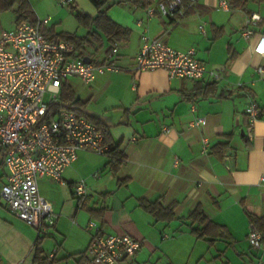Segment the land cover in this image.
<instances>
[{"label":"crops","instance_id":"1","mask_svg":"<svg viewBox=\"0 0 264 264\" xmlns=\"http://www.w3.org/2000/svg\"><path fill=\"white\" fill-rule=\"evenodd\" d=\"M29 1L36 18L48 20L42 29L51 36L87 37L90 30L80 24L76 11L91 17L98 13L92 0H75L66 7L59 0ZM220 1L198 0L182 19L150 18L147 8L131 3L111 7L109 17L132 31L128 41L120 42L122 70L103 74L92 85L76 77L67 83L87 102L86 111L110 126L126 161L115 171L108 155L82 150L65 171V184L39 180L40 194L59 215L42 236L0 198V264H40L38 245L46 264H90L91 219L105 234H129L142 241L135 257L117 264H264V249L248 240L250 217L264 216V118L250 131L246 112L252 102L264 109V80L258 72L264 52L257 51L264 34V0H244L243 7H223ZM9 12L14 15L8 17ZM252 16L258 24L246 39V20ZM16 18L13 11L0 15V38L16 27ZM144 35L179 50L196 48L198 58L219 78L190 81L170 79L164 69L138 71ZM111 45L101 34L100 40L91 39L85 57L101 63ZM211 82L217 83L218 94L232 93L196 98L197 87ZM200 117L206 125L195 124ZM204 138L209 139L207 148ZM219 143L229 144L224 154ZM3 175L0 189L8 172ZM80 181L91 184L84 206L74 195ZM158 201L174 206L172 220H158L142 206ZM199 205L217 225L204 237L192 231L198 224L188 218Z\"/></svg>","mask_w":264,"mask_h":264},{"label":"built area","instance_id":"2","mask_svg":"<svg viewBox=\"0 0 264 264\" xmlns=\"http://www.w3.org/2000/svg\"><path fill=\"white\" fill-rule=\"evenodd\" d=\"M147 8V15L173 19L184 18L198 0H153ZM75 0H59L63 7ZM223 7H229L228 0H221ZM23 22L3 33L0 38V159L8 170L7 180L0 189V198L10 212L38 229L39 235L48 233L59 218L52 204L39 191V180L51 179L65 184V171L78 159L79 152L90 150L105 154L108 146L98 126L79 111L62 109L55 119L45 121L52 102L59 99L62 83L70 78H79L84 84L92 85L99 76L108 72H120V42L115 41L112 50L101 63L87 62L85 56L70 57L75 46L66 40H49L42 25ZM143 21L140 20L139 24ZM255 16L246 20L243 36L251 39ZM205 32L204 26L201 27ZM144 46L136 58L137 70L164 69L170 79L200 81L219 74L210 69L197 56V49H176L160 39L144 35ZM263 42V43H262ZM257 51L264 52V34ZM264 80V66L258 67ZM51 95L50 103L45 97ZM259 106L252 102L246 112L250 117L249 130L258 120ZM196 125L207 124L200 117ZM165 126L163 131L168 133ZM209 146V139L204 138ZM264 180V176L262 177ZM91 184L80 181L74 187L77 200L89 197ZM91 234L87 248L90 264H117L135 257L142 247V241L129 234H105L101 224L91 219L88 225ZM248 240L252 247L264 249V237L251 222ZM57 249L49 259L52 261ZM2 257L0 255V263Z\"/></svg>","mask_w":264,"mask_h":264},{"label":"trees","instance_id":"3","mask_svg":"<svg viewBox=\"0 0 264 264\" xmlns=\"http://www.w3.org/2000/svg\"><path fill=\"white\" fill-rule=\"evenodd\" d=\"M93 3L98 8V13L95 17L76 11V17L80 24L89 28L90 32L87 37L81 38L76 35L60 33L56 35H49L45 33L46 37L52 41L66 40L74 44L75 49L70 54V57H82L86 54L87 45L91 44V39L100 40L101 34H103L113 45L115 41L125 42L131 37L132 31L118 24L112 20L108 12L111 7L115 4H125L131 3L134 6L148 8L153 4V0H92ZM165 1V0H162ZM229 3L234 4L237 7H243L245 4L244 0H228ZM13 11L17 18L16 23L21 24L23 22H30L32 24H37L38 19L35 16V12L29 0H0V15L2 13ZM112 45L108 49V53L112 50ZM198 96L208 98L213 97H227L225 94H218L219 88L216 82H211L206 84L204 87H197ZM87 102L82 101L77 98L76 93L72 86H70L67 81L62 83V92L58 100L52 102L49 106V112L45 116V121L50 119H55L62 109H72L79 111L85 115L90 121L96 124L99 130L105 136V144L108 146V150L105 152L112 160L111 164L115 171L126 161L124 153L120 150L119 145L115 142L110 126L106 125L100 118L91 115L86 111ZM258 119L264 118V109L260 108ZM220 151L222 154L228 147V143H219ZM1 160V159H0ZM1 165V162H0ZM89 198V197H88ZM88 198L84 200H78L80 206H84L88 202ZM142 206L153 214L158 220H172L175 217L174 206H163L162 202H143ZM98 213H102L99 211ZM189 220L192 223H197L198 227L191 226V229L198 237H204L208 235L212 228H217L207 215L205 214L203 207L199 205L193 211L189 213ZM251 222H253L258 229L261 231L264 237V216H251ZM42 250L38 245L35 250V258L40 264H46V259L40 261Z\"/></svg>","mask_w":264,"mask_h":264},{"label":"rangeland","instance_id":"4","mask_svg":"<svg viewBox=\"0 0 264 264\" xmlns=\"http://www.w3.org/2000/svg\"><path fill=\"white\" fill-rule=\"evenodd\" d=\"M10 15H14V14L11 13V12H9V13H8V17H10ZM2 23H3V26H4V22H2ZM3 26H2V24H1V22H0V33H1V31H2V28H4ZM45 100H46V102L50 103V101L52 100V99H51V95L48 94V95L45 97ZM6 171L8 172V170H7L4 166H1V165H0V176H1V178L4 176L3 173H5Z\"/></svg>","mask_w":264,"mask_h":264},{"label":"water","instance_id":"5","mask_svg":"<svg viewBox=\"0 0 264 264\" xmlns=\"http://www.w3.org/2000/svg\"><path fill=\"white\" fill-rule=\"evenodd\" d=\"M85 60H86L87 62H90V61H91V58H90V57H85Z\"/></svg>","mask_w":264,"mask_h":264}]
</instances>
